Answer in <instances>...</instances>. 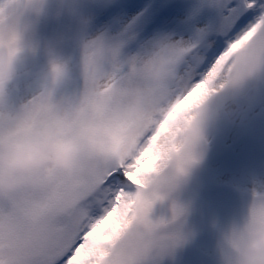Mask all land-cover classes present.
Masks as SVG:
<instances>
[{
    "label": "clouds",
    "instance_id": "9594fccd",
    "mask_svg": "<svg viewBox=\"0 0 264 264\" xmlns=\"http://www.w3.org/2000/svg\"><path fill=\"white\" fill-rule=\"evenodd\" d=\"M48 0H0V107H9L10 86L26 82L30 99L15 107L14 129L0 140V196L19 187L23 174L72 169L76 155L85 148L107 154L120 146L113 125L138 108H145L150 122L173 113L170 131L161 136L163 157L148 176L144 189L155 203L168 201L182 209L161 232L182 236L177 247L157 257V264L183 246L192 233L186 230L188 207L179 193L189 184L203 162L209 137L221 121H236L241 102L257 85H264V72H244L225 66L207 90L176 108V84L182 79L184 53L171 32L158 33L143 42L134 55H127L129 40L123 34L105 32L76 38L77 76L71 61L56 47L40 46L37 25L47 14ZM42 53L44 63L33 69L29 62ZM79 81V91L74 89ZM187 99V96H185ZM40 101L28 108L32 101ZM264 196V194H258ZM264 201L253 196L241 224H233L222 236V264H264V222L248 226L250 210ZM153 205V206H154Z\"/></svg>",
    "mask_w": 264,
    "mask_h": 264
},
{
    "label": "snow or ice",
    "instance_id": "6c2138e0",
    "mask_svg": "<svg viewBox=\"0 0 264 264\" xmlns=\"http://www.w3.org/2000/svg\"><path fill=\"white\" fill-rule=\"evenodd\" d=\"M204 9L212 15L203 26L193 23L186 36L171 32L185 56L177 109L207 90L225 66L264 72V0H198L186 22ZM14 112L0 107V140L12 134ZM172 116L161 113L153 124L138 108L113 125L116 151L85 148L69 172L21 175L15 192L0 196V264H157L177 247L182 236L161 232L166 221L150 218L156 198L144 191L163 157L159 140ZM182 214L174 207L167 223ZM261 222L264 204L253 203L248 226Z\"/></svg>",
    "mask_w": 264,
    "mask_h": 264
},
{
    "label": "rangeland",
    "instance_id": "374dc122",
    "mask_svg": "<svg viewBox=\"0 0 264 264\" xmlns=\"http://www.w3.org/2000/svg\"><path fill=\"white\" fill-rule=\"evenodd\" d=\"M182 1L147 0L130 5L125 0H48L47 14L40 19L36 35L41 47L54 46L70 59L73 76L76 77V38L81 31L89 35L105 32L109 36H132L124 51L127 55H134L145 40L158 32L180 34V27L189 28L193 23L199 27L208 21L202 10L194 22H186L192 11L187 0L184 3ZM43 63L44 57L38 52L29 66L35 69ZM263 87L264 85H257L256 90L249 93L248 100L241 102L240 106H248L247 116L258 109ZM73 90L79 91L78 79L75 88L69 89ZM30 97L26 82L18 80L10 86L9 107L15 108ZM249 120L250 118L245 122ZM229 122L221 121L211 133L203 162L193 173L186 188L179 193L180 202L188 207L186 230L192 235L171 256H165L160 264H222L223 234L233 224H241L248 214L249 208L244 209L238 204L234 206L233 202H226L227 191L222 184L229 172L228 167L234 173L238 160L249 155L256 159L254 152L264 150V108L251 124L237 130L238 141L230 146L225 145L224 140ZM246 165L253 166V163ZM170 217L168 201L156 203L150 213V218L154 221Z\"/></svg>",
    "mask_w": 264,
    "mask_h": 264
},
{
    "label": "bare ground",
    "instance_id": "6f19581e",
    "mask_svg": "<svg viewBox=\"0 0 264 264\" xmlns=\"http://www.w3.org/2000/svg\"><path fill=\"white\" fill-rule=\"evenodd\" d=\"M259 97V102L264 103V87L263 91L261 90ZM247 108V105L240 106L242 113L240 118L236 121L229 122V128H227L226 136L224 138L225 145H227L229 140L232 139V131L236 128H240V126L243 124ZM250 162L253 163V166L246 165ZM227 170L229 172L223 179L222 184L227 191L225 194L227 203H229L228 201L232 203L234 201L235 195H240L242 197L240 207L247 209L251 204L254 194H264V160L261 161L257 158L252 159V155H249V157H245V159L241 158L237 161V164L234 167V173L231 171L230 167H228ZM229 194H232L231 197H228Z\"/></svg>",
    "mask_w": 264,
    "mask_h": 264
}]
</instances>
